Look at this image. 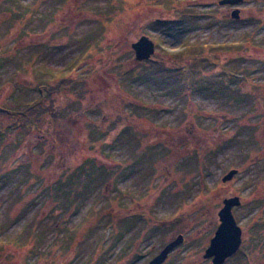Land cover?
<instances>
[{"label": "rangeland", "instance_id": "rangeland-1", "mask_svg": "<svg viewBox=\"0 0 264 264\" xmlns=\"http://www.w3.org/2000/svg\"><path fill=\"white\" fill-rule=\"evenodd\" d=\"M219 1L0 0V264H148L178 234L163 264H212L235 195L248 264H264L248 248L264 226V0ZM143 35L156 49L139 61ZM197 58L200 83L225 65L242 101L162 78ZM49 86L56 116L30 126L14 114Z\"/></svg>", "mask_w": 264, "mask_h": 264}, {"label": "trees", "instance_id": "trees-1", "mask_svg": "<svg viewBox=\"0 0 264 264\" xmlns=\"http://www.w3.org/2000/svg\"><path fill=\"white\" fill-rule=\"evenodd\" d=\"M183 19L184 18H181V19H179L178 23H174L175 28L173 30H176V29L177 30L178 29L183 30L184 25H185V19L184 20ZM190 23L193 25L196 23V20L193 19L190 21ZM170 27H173V26H170ZM189 47L191 48L192 46H189ZM192 48H198L202 54L203 53L207 54L206 52H204L205 51L203 49L204 47H201L198 45V47H192ZM206 58H208L210 61H212L211 57L206 56ZM193 65H194L193 67L186 66V68L180 69V73H178V71L176 70L177 72H173L170 77L163 75L162 78H166L168 81L170 80V83H172L175 87L174 90H177V91L181 90L185 86V88L186 87L192 88V90L194 92H199V93L202 92V93H204L203 95H205L207 97H210V95H213L214 97H217V96L221 97V96L227 95V96L235 97L238 101H242L241 100L242 95L240 93V90L238 88H232V89L230 88L231 82L229 80L232 79L230 77L232 75L231 69H229L228 67H225V65H224L223 67H224V71H225V74H224L225 78L222 77V78L212 79V77H208V78H203V81L200 83L198 81L199 79L195 78V75L197 73L199 74L200 71L202 70V68H204V65L202 64V59L201 60L198 59L197 62H195V64H193ZM149 73L150 72H146V73H142V74L149 76ZM203 77H205V76H203ZM240 79L238 81H241ZM196 81H198V83H195ZM54 88L55 87H53V86H49L48 88L47 87H41V95L38 98V100L33 101L31 104L27 103L26 107L23 111L16 110L14 112V114L15 115L21 114V116H22L21 119H23L25 121V123L29 124L30 126L33 125L35 121H38L40 119V117L47 112H51V114L53 116H56L57 112H56V110L53 109V106L51 104L53 101L51 102V99H52V94L54 92L59 91V90L58 89L56 90ZM47 98L48 99L50 98L49 99L50 106H46L43 103L45 101V99H47ZM153 154H155V153H152V155ZM150 158H151V156H150ZM195 158H196V155H195V157H193L192 160H195ZM107 173H108V171L102 170V174H100L99 176L98 175L92 176V179L88 183L87 188H86V191H88V192H86L83 196L86 197L89 194V192L92 193L95 189L94 187L103 181L102 178L104 176L106 177ZM101 175H102V178H101ZM117 216L120 217L119 214ZM115 218H116V216L113 215V217L109 220L110 223L108 225V228H110V230H112L114 228L113 223H115ZM131 219H129L128 216H125L122 219V224L124 226H126L127 222L131 221ZM133 225H135V224H133ZM133 225H131V226H133ZM131 226L129 225L130 228H131ZM29 228H31V226L25 227L23 229V231L25 233H28Z\"/></svg>", "mask_w": 264, "mask_h": 264}, {"label": "water", "instance_id": "water-1", "mask_svg": "<svg viewBox=\"0 0 264 264\" xmlns=\"http://www.w3.org/2000/svg\"><path fill=\"white\" fill-rule=\"evenodd\" d=\"M244 0H220V5L236 6ZM233 19L240 18V9L233 8L231 12ZM136 58L139 61L150 59L155 53L156 44L152 38L143 35L132 44ZM238 169H231L223 177V182L230 181L237 175ZM223 207L218 215L220 224L205 250L204 257L212 259V264H224L228 257L232 256L239 249L242 242V229L233 214V208L241 204L239 196L227 197L223 200ZM184 241V235L178 234L176 238L167 243L148 264H163L169 254Z\"/></svg>", "mask_w": 264, "mask_h": 264}, {"label": "flooded vegetation", "instance_id": "flooded-vegetation-1", "mask_svg": "<svg viewBox=\"0 0 264 264\" xmlns=\"http://www.w3.org/2000/svg\"><path fill=\"white\" fill-rule=\"evenodd\" d=\"M241 204H242V202H241ZM240 205H238V206H240ZM260 221L261 220H258V222H254L253 227H251V229L249 231L250 233L248 236H250V242L251 243L248 246V248L250 251H257V253H259V260H261V262H262V260H264V250L262 248H257V246L255 245L256 240L262 239L261 236H264V232H263L264 226H261L260 228L258 227V225H260ZM262 225H264V222L262 223ZM241 229H242L241 245H240L239 249L236 251V253H234L232 256L228 257V259L225 261L224 264H240V263L248 264L249 258L245 255L244 249H243V245L245 244V242H243V228L241 227ZM263 241H264V239H263ZM256 264H258V263H256Z\"/></svg>", "mask_w": 264, "mask_h": 264}]
</instances>
